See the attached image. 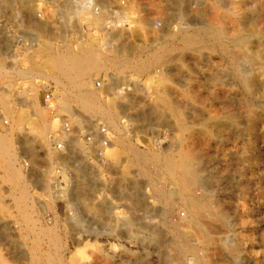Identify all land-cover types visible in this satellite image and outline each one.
Returning <instances> with one entry per match:
<instances>
[{
  "label": "rangeland",
  "instance_id": "374dc122",
  "mask_svg": "<svg viewBox=\"0 0 264 264\" xmlns=\"http://www.w3.org/2000/svg\"><path fill=\"white\" fill-rule=\"evenodd\" d=\"M71 1L0 0V13L21 10L25 15L24 30L39 36L36 47L28 49L23 55L19 70L15 66L13 71L0 73V78L7 81L8 88L7 93L0 91V132L13 138L14 151L18 154L16 168L19 167L25 183H28L26 189L34 198L33 207L30 210L34 214L35 222L21 225L24 230V239H22L24 264L26 262L27 264H57L59 262L56 261L58 258L54 255V250H49L46 242L36 243L28 229L35 225L37 228L41 226L53 228L57 224L59 227L57 233L67 235L72 250H77L78 256H76L80 258V264H134L136 256L141 257L142 264H169L170 261L174 264L176 251L171 233L172 227H178L181 231L187 232L194 243L201 239L198 231L197 238L195 237L197 233L194 235L196 230L188 227V214L178 205L176 187L168 180L164 172L156 178L158 166L150 165V163L145 164L146 166L141 165L137 167L140 176L134 177L132 171L135 168L125 163L126 159L128 160L126 152L121 156L122 159L112 156L116 151L121 152L118 148L117 150L109 149L106 152L109 169L105 171L101 165L90 166L78 156L77 152L75 156L73 155L74 158L65 159L57 154L49 143L48 136L56 132L61 123L44 107L43 84L54 86L57 116L75 119V123L80 121L89 126L92 121L98 120L103 124L105 118L101 116L99 110L104 100L111 101L109 103L115 114L118 110L121 111L119 107H122V114L125 113L122 121L129 126L124 135L131 138V144L141 151L160 153L169 148L174 154L181 147L183 138V133L177 127L179 119L169 111L150 113L144 107L146 105L143 102L146 99L143 96L144 93L132 92L131 87H128L131 85L130 80H135L131 70L127 69L122 73L117 70L121 50L132 56L137 48V42L132 34L119 35L116 27L119 11L127 12L133 0H101L99 6L102 8L98 16L94 14L92 6L82 5L81 1L77 6H70ZM38 14L41 15L39 21L36 20ZM113 17L114 21L110 22L112 30L107 32L105 29L107 22ZM85 47L93 52L98 51V66L91 69V72H88L89 70L84 72L85 74L83 73V76L77 79L67 75L62 77V73L56 68L57 59L69 57L72 50ZM79 54L82 55V53ZM52 64L56 66V69L51 66ZM33 66L40 67L38 69L40 74L30 73ZM112 74L116 78H110ZM97 81L117 84L111 99L105 96L103 89L96 87ZM83 94L93 98L89 100V103L91 102L95 110H87L79 101V95ZM154 115L161 116V120L156 119ZM187 121L195 123L191 119ZM44 123L49 124L48 130L44 128ZM193 126L197 129L196 124ZM238 130L228 127V134L216 130L215 136L219 142L225 143L228 138H231L236 145L228 152L229 154L227 153L225 158L227 162L214 158L212 164L218 163V167H222L220 169L216 166L207 167L205 176L213 177L209 179L211 200L213 208L230 226L226 234L229 241L233 243V237L242 231L250 232L253 240L248 239L242 242L243 253L240 258L232 257L227 251L221 250L215 257L219 264H235V262L245 264L256 253L264 256V174L263 176L261 174L262 178L258 180V174L254 176L251 173L245 176L243 173L236 172L235 169L226 172L221 170L229 163L233 168L235 165L243 164V161L247 160L245 157L257 155L260 148L263 150L259 151L258 160L255 161L264 166V125H259L254 134ZM111 133L114 134V132ZM249 140L255 144H252L253 147L247 146L244 159H240L243 153L242 145ZM119 167L124 170L122 174L118 172ZM58 168L71 173L62 171L59 176ZM1 175L3 171L0 168ZM121 176L124 177L121 178ZM153 178H156L159 185L164 188L166 196L157 191L158 183L154 184ZM44 179L47 180V184L49 183L47 188L44 186ZM120 182L124 183L121 187L118 186ZM196 187L194 193L197 196H203L204 192L198 186ZM9 189L8 184L0 183V200L3 199L0 202V213L14 216L17 208L9 197ZM134 195L145 197L142 205L134 207L137 202ZM168 202L170 207L166 209L165 205ZM243 213L248 216L247 220L245 219L246 223L241 219ZM211 224L213 227L214 222ZM218 224L216 222L214 225ZM214 237L217 238V235L213 234V239ZM78 241L82 245L75 248L72 243ZM133 242L141 245H132ZM110 245L115 246L113 247L115 258H112L109 252ZM125 249H130L131 253L126 252ZM34 250L35 254L32 253ZM50 251H53L51 256V259L54 258L53 261L47 257L48 254L44 253ZM91 252L97 257H92Z\"/></svg>",
  "mask_w": 264,
  "mask_h": 264
},
{
  "label": "bare ground",
  "instance_id": "6f19581e",
  "mask_svg": "<svg viewBox=\"0 0 264 264\" xmlns=\"http://www.w3.org/2000/svg\"><path fill=\"white\" fill-rule=\"evenodd\" d=\"M118 14L119 21L116 27L119 35L131 33L137 42V48L132 56L121 50L117 63L118 72L131 70L135 80H130L131 85L128 87H131L132 92L144 93L143 96L146 98L143 101L146 104L144 107L150 113L169 111L179 119L177 127L183 133V138L181 147L174 154L169 148L160 153L141 151L131 144V138L124 135L129 126L122 121L125 114H122V107H119L121 111L118 110L115 114L109 103L111 101L104 100L99 110L101 116L105 118L101 124L107 129L111 143L105 151L102 168L107 171L106 152L109 149L119 148L121 152L116 151L112 156L122 159L121 156L126 152L128 160L126 159L125 163L135 168L132 171L134 177L140 176L137 167L147 163L159 167L156 178L160 177L161 172L167 175L168 180L177 189L178 205L187 211L189 229L196 230L194 235L198 231L200 237L198 233L195 237L201 239L194 243L187 232L172 227L171 233L176 251L174 264H219L215 257L221 250L227 251L232 257L240 258L243 253L242 242L253 240V235L242 231L233 237V243L229 241L226 234L230 226L213 208L212 191L209 189V179L213 177L206 178L205 169L219 166L218 163L212 164L214 158L227 162L225 160L227 153L236 145L231 138L225 143L219 142L215 136L216 130L228 134L229 127L254 134L259 125H264V0H133L127 12L119 11ZM70 53L69 57L62 55L64 58L57 59V67H55L62 73V77L67 75L77 79L83 76L84 72L88 70L91 72V69L98 66V51L93 52L85 47L74 49ZM51 66L54 67L53 64ZM39 68L33 66L30 73L40 74ZM114 77L115 75L112 74L110 78ZM116 86V83L103 82L100 88L106 93L105 96L111 99ZM78 98L87 110H95L91 102L89 103L93 98L86 94L79 95ZM159 115L154 116L161 120ZM188 119L195 123L188 122ZM193 124L197 125V129ZM43 126L48 130V123H44ZM252 144L255 143L249 140L242 145L243 153L240 159H244L247 146L253 147ZM14 150L13 138L0 132V168L3 171L0 183L10 186L9 197L17 208L14 216L0 213V264H24V249L22 252L24 230L21 225L35 222L34 214L30 210L34 198L26 189L28 183H25L19 167L16 168L18 154ZM262 150L263 148L259 149L260 152ZM257 155L245 157L247 160L243 161V164L235 165V168L229 163L221 170L226 172L235 169L245 176L251 173L254 176L258 174L257 179L261 180L264 166L255 161L258 160ZM63 171L67 173L65 169ZM118 172L122 174L124 170L119 167ZM156 178L152 181L154 184L158 183L157 191L166 196L167 193ZM43 181L44 186L49 187L47 180ZM123 184L120 182L118 186L121 187ZM196 186L204 192L203 196L194 193ZM121 193L123 194L122 191ZM134 197L137 199L136 204L133 201L134 207L143 204L145 197L142 195H134ZM169 207L168 202L165 208ZM247 217L245 213L241 216L244 223ZM211 222L219 224L217 226L213 224L212 227ZM57 225L53 228L45 226L37 228L35 225L28 229L36 243L46 242L49 250H54V255L58 258L56 261H59L57 264H67V262L80 264L77 250H72L67 235L57 233L59 228ZM213 234L217 235V238L213 239ZM134 244L141 245L133 242L132 245ZM72 245L77 248L82 243L78 241ZM113 247L115 248L114 245L109 248L111 250L109 252L112 258H115ZM126 252L131 253V250ZM32 253L35 254L36 251ZM44 253L51 259L53 251ZM91 256L97 257L92 252ZM262 256L256 253L245 264H264V256ZM189 257L191 258L188 259ZM134 264H142L140 256L135 257Z\"/></svg>",
  "mask_w": 264,
  "mask_h": 264
},
{
  "label": "built area",
  "instance_id": "2783aa9c",
  "mask_svg": "<svg viewBox=\"0 0 264 264\" xmlns=\"http://www.w3.org/2000/svg\"><path fill=\"white\" fill-rule=\"evenodd\" d=\"M81 4L90 5L93 7L95 15L101 12V0H72L71 5ZM113 14V12H112ZM41 15L38 14L36 20L39 21ZM107 22L106 31L112 30L110 22ZM25 15L21 10H14L13 13L1 11L0 13V33L6 34L12 42L11 49L8 53L10 65L17 66L21 64L23 55L31 48L36 47L39 36L36 33H27L24 30ZM101 81L96 82V87H100ZM53 85L43 84V103L44 107L49 111L52 117L60 121V127L56 132L48 136L49 143L52 149L65 159L74 158L75 152L78 156L86 161L90 166H102L105 158V151L109 147L111 140L107 129L100 123L94 121L90 125H84L75 119H69L66 116H57V105L55 102V91ZM74 155V156H73ZM63 168L57 169V174L60 176ZM71 172L67 173L70 174Z\"/></svg>",
  "mask_w": 264,
  "mask_h": 264
},
{
  "label": "crops",
  "instance_id": "0c3cea01",
  "mask_svg": "<svg viewBox=\"0 0 264 264\" xmlns=\"http://www.w3.org/2000/svg\"><path fill=\"white\" fill-rule=\"evenodd\" d=\"M12 42L11 39L4 33H0V73L5 71H13L15 66L10 65L8 59V53L11 49ZM17 70L20 69V64L17 65ZM7 81L0 78V91H7ZM7 93V92H6Z\"/></svg>",
  "mask_w": 264,
  "mask_h": 264
}]
</instances>
